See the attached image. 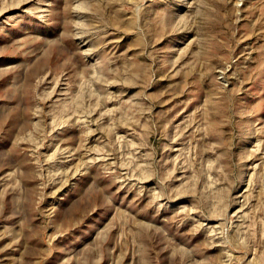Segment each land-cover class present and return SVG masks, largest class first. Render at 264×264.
Listing matches in <instances>:
<instances>
[{
	"label": "rangeland",
	"instance_id": "obj_1",
	"mask_svg": "<svg viewBox=\"0 0 264 264\" xmlns=\"http://www.w3.org/2000/svg\"><path fill=\"white\" fill-rule=\"evenodd\" d=\"M0 264H264V0H0Z\"/></svg>",
	"mask_w": 264,
	"mask_h": 264
}]
</instances>
